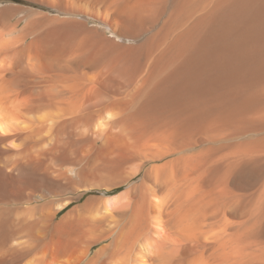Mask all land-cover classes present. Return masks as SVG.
<instances>
[{"label": "bare ground", "instance_id": "1", "mask_svg": "<svg viewBox=\"0 0 264 264\" xmlns=\"http://www.w3.org/2000/svg\"><path fill=\"white\" fill-rule=\"evenodd\" d=\"M27 1L71 16L0 7V264H264V0Z\"/></svg>", "mask_w": 264, "mask_h": 264}, {"label": "rangeland", "instance_id": "2", "mask_svg": "<svg viewBox=\"0 0 264 264\" xmlns=\"http://www.w3.org/2000/svg\"><path fill=\"white\" fill-rule=\"evenodd\" d=\"M9 4H13V5H18V6H22V7H26V8H32V9H35V10H41V11H44V12H46V13H50L51 15H62V16H71V15H67V14H63V13H60V12H58V11H56V10H53V9H51V8H47V7H45V6H42V5H37V4H35V3H32V2H30V1H27V0H0V7H4L5 5H9ZM96 25L97 26H100V24L99 23H97L96 21H94V20H91L90 21V26H94V27H96ZM108 35L110 36V37H112V38H116V35H114V34H112V33H110V31L108 32ZM129 42H131V41H129ZM150 165H148V167H149ZM143 174H144V171H142V172H139L136 176H135V178L132 180V183H135V182H138V181H140L141 180V178L143 177ZM128 188V186L127 185H123V186H120V187H118V188H114V189H112V190H106V189H93V190H91V191H83V192H81L82 194H84V197L82 198V199H80L79 201H74L67 209H65L64 211H62V213L59 215L60 217L61 216H63L68 210H70L71 208H73V207H75V206H77V205H80V204H82V203H84L88 198H90V197H104V196H111V195H115V194H119V193H121V192H123V191H125L126 189ZM263 191H264V189H263V187H261V186H258L257 188H255V189H252L251 191H246V190H242V189H240V190H236L235 191V194H234V196L236 197V200H237V198H238V201H240L242 198H246V197H248L249 195H251V194H254L255 195V193H258V195L261 193H263ZM238 193V194H237ZM239 193H241L242 195H240ZM238 195H239V197H238ZM70 196H72V195H70ZM241 196H243L242 198H240ZM66 196H64V198H65ZM240 199V200H239ZM37 200H42L41 198H37ZM226 212H228L229 210H230V208H225L224 209ZM224 211V212H225ZM254 215H257V212H255L254 213ZM229 217V216H228ZM230 218V217H229ZM249 218H251V216L249 217ZM214 219V218H213ZM213 219H211V220H213ZM219 219V220H218ZM222 219H224L223 218V216L222 217H218V218H216V219H214V223L212 222V226L214 227H217V230L218 231H221V229L223 230V228H224V226H222L223 228H221V221L222 222H227V221H229L228 220V218L227 217H225V220H222ZM218 221V222H216V221ZM227 220V221H226ZM230 220H232V222L231 223H233V225L231 224L230 226H229V224L227 225V228L229 227V228H232V226L233 227H236V220H233L232 218H230ZM220 221V222H219ZM245 221L246 220H244V221H239L238 222V224H245ZM215 223H217V224H215ZM220 223V224H219ZM224 223V224H225ZM153 228V227H152ZM221 228V229H220ZM153 230L154 231H158V229H157V227L154 229L153 228ZM152 230V231H153ZM153 231V232H154ZM230 232V231H229ZM161 234H164V233H161ZM152 235H154V234H152V232H151V234H150V236H148L149 237V239H152ZM151 237V238H150ZM105 244H108V242L106 241V242H103V243H101V244H99V245H95L93 248V251H92V254L94 255V253L98 250V249H100L103 245H105ZM258 246V244H255V246ZM260 245V244H259ZM258 247H260V246H258ZM125 254V253H124ZM123 254V255H124ZM122 256V254L116 259V260H118V261H121V260H123L124 258H122L121 257ZM120 257H121V259H120ZM126 257V256H125Z\"/></svg>", "mask_w": 264, "mask_h": 264}]
</instances>
